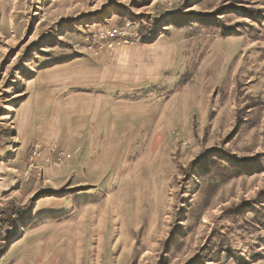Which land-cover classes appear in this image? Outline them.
I'll return each instance as SVG.
<instances>
[{"label": "rangeland", "instance_id": "374dc122", "mask_svg": "<svg viewBox=\"0 0 264 264\" xmlns=\"http://www.w3.org/2000/svg\"><path fill=\"white\" fill-rule=\"evenodd\" d=\"M124 26L108 55L172 61L104 134L45 95L24 119L38 73ZM0 264H264V0H0Z\"/></svg>", "mask_w": 264, "mask_h": 264}, {"label": "crops", "instance_id": "0c3cea01", "mask_svg": "<svg viewBox=\"0 0 264 264\" xmlns=\"http://www.w3.org/2000/svg\"><path fill=\"white\" fill-rule=\"evenodd\" d=\"M167 45L121 44L109 55L104 48L77 55L67 63L62 61L50 70L44 69L27 85V100L21 108L24 119L38 117L43 120V111L35 107L33 101L34 98L45 95L46 103L57 98L55 109L59 118L56 124L61 126L62 122L66 128L72 127L69 133L82 134L86 132L83 129H86L91 134H104V113L115 116L119 112L118 106L104 104L105 98L120 95L128 89L142 91L155 85L160 70L172 61L173 52ZM45 90L47 91L44 92ZM67 95L69 96L63 100L62 106L58 100ZM63 110V113L67 112L70 116L62 118ZM71 114L81 119L86 118V126H79L68 119L72 118ZM88 126L89 129L91 127L90 130Z\"/></svg>", "mask_w": 264, "mask_h": 264}, {"label": "built area", "instance_id": "2783aa9c", "mask_svg": "<svg viewBox=\"0 0 264 264\" xmlns=\"http://www.w3.org/2000/svg\"><path fill=\"white\" fill-rule=\"evenodd\" d=\"M128 37V40L138 41L140 38L133 36L132 33H126V27L112 29H98L87 36L90 42L87 45L88 50L112 49L117 40H123ZM127 41V40H126ZM80 46V44H77ZM36 149L33 154H35Z\"/></svg>", "mask_w": 264, "mask_h": 264}, {"label": "trees", "instance_id": "16d2710c", "mask_svg": "<svg viewBox=\"0 0 264 264\" xmlns=\"http://www.w3.org/2000/svg\"><path fill=\"white\" fill-rule=\"evenodd\" d=\"M213 15H216V13L213 12V14H211V16H213ZM12 211H13V210L8 211V212H5V215H6V217H7L8 219L11 218V217H13V216H16V215L19 213V212L12 213Z\"/></svg>", "mask_w": 264, "mask_h": 264}, {"label": "bare ground", "instance_id": "6f19581e", "mask_svg": "<svg viewBox=\"0 0 264 264\" xmlns=\"http://www.w3.org/2000/svg\"><path fill=\"white\" fill-rule=\"evenodd\" d=\"M45 107H46V106H45ZM84 147H85V144H84ZM84 147H83V148H84ZM87 149H88V147H87ZM83 157H84V156H83ZM83 157H82V158H83ZM76 167H77V166H76ZM77 168H78V167H77ZM113 172H114V171H113Z\"/></svg>", "mask_w": 264, "mask_h": 264}]
</instances>
